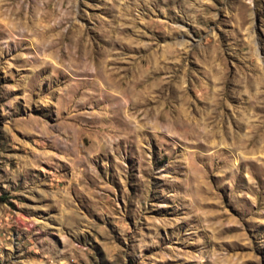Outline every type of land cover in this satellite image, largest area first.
I'll use <instances>...</instances> for the list:
<instances>
[{"label":"rangeland","instance_id":"rangeland-1","mask_svg":"<svg viewBox=\"0 0 264 264\" xmlns=\"http://www.w3.org/2000/svg\"><path fill=\"white\" fill-rule=\"evenodd\" d=\"M0 264H264V0H0Z\"/></svg>","mask_w":264,"mask_h":264},{"label":"bare ground","instance_id":"bare-ground-1","mask_svg":"<svg viewBox=\"0 0 264 264\" xmlns=\"http://www.w3.org/2000/svg\"><path fill=\"white\" fill-rule=\"evenodd\" d=\"M48 5V4H47ZM135 86V85H134ZM126 99V98H125ZM119 100H120V98H119Z\"/></svg>","mask_w":264,"mask_h":264}]
</instances>
